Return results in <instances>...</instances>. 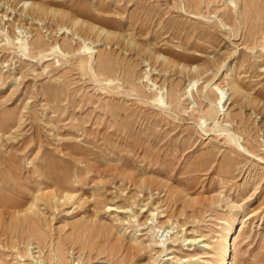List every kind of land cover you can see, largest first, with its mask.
I'll list each match as a JSON object with an SVG mask.
<instances>
[{"label": "rangeland", "instance_id": "obj_1", "mask_svg": "<svg viewBox=\"0 0 264 264\" xmlns=\"http://www.w3.org/2000/svg\"><path fill=\"white\" fill-rule=\"evenodd\" d=\"M10 1L0 264H264V0Z\"/></svg>", "mask_w": 264, "mask_h": 264}, {"label": "bare ground", "instance_id": "obj_2", "mask_svg": "<svg viewBox=\"0 0 264 264\" xmlns=\"http://www.w3.org/2000/svg\"><path fill=\"white\" fill-rule=\"evenodd\" d=\"M9 1V0H8ZM12 1V0H11ZM10 1V2H11ZM21 1V0H20ZM22 1H27V0H22ZM14 3V2H13ZM48 9H47V6H45L44 4H32V6L30 7V9H28V11H31L32 12V14H33V16H36V15H40L41 13H46V12H48L47 11ZM58 12H60V11H58ZM58 12H57V14H58ZM28 13H30V12H28ZM47 14V13H46ZM31 15V14H30ZM44 15V14H43ZM67 15V14H66ZM42 16V14L40 15V17ZM2 19H3V16L1 17ZM68 18V17H67ZM66 18V19H67ZM70 20V19H69ZM72 21V20H71ZM74 23L75 24H77L78 23V20H75L74 19ZM84 25V24H83ZM81 26V25H80ZM81 28V27H80ZM83 29L85 28V25H84V27H82ZM86 28H88L89 30H91V31H95V29H96V27H93V26H87L86 25ZM81 30V29H80ZM100 30L101 29H97V32L99 33L100 32ZM110 35V34H109ZM112 35V34H111ZM115 35H117V34H115ZM111 37H113V35L111 36ZM111 37H109V38H111ZM117 37H119V36H117ZM36 38V37H35ZM108 38V39H109ZM116 38V37H115ZM110 40V39H109ZM116 40V39H115ZM118 40V39H117ZM116 40V41H117ZM119 42V41H118ZM34 46H36V47H42L44 44H45V41L43 40V37H41V35L40 36H37V38L34 40ZM119 45H120V43H118ZM85 45V44H84ZM21 48H22V46H21ZM33 48H35V47H33ZM24 49H25V47H24ZM103 53V52H102ZM110 53V52H109ZM105 55H108V54H105ZM104 55V56H105ZM111 55H112V53H111ZM114 55H112V57H113ZM103 57V56H102ZM111 57V59H113ZM109 59V58H108ZM102 60H103V58H102ZM103 61H106V60H103ZM114 61V60H113ZM103 63V62H102ZM101 63V64H102ZM114 63V62H113ZM169 63V62H168ZM103 64H105V63H103ZM102 64V65H103ZM173 64V63H172ZM172 64L170 65V66H172ZM175 65V64H174ZM113 66V65H112ZM115 66V65H114ZM190 67H191V65H189ZM122 68V67H121ZM191 71V74H192V70H190ZM190 75V74H189ZM193 75V74H192ZM194 78H195V75H194ZM236 92V91H235ZM237 92H238V95L240 96V92H241V90L240 89H238L237 90ZM243 97V96H242ZM162 98V97H161ZM240 98V97H239ZM239 100V99H238ZM163 103H164V101H162ZM162 103V104H163ZM239 103V102H238ZM236 117H238V116H236ZM242 121H244V120H242ZM241 122V121H240ZM243 123V122H242ZM244 125V124H243ZM242 125V126H243ZM82 160V159H81ZM89 162V161H88ZM86 164V163H85ZM119 168V167H118ZM92 170V169H91ZM116 170H118V169H116ZM119 170H120V168H119ZM118 170V171H119ZM118 173V172H117ZM118 174H120V175H123L122 174V172H120V173H118ZM126 176H127V178H128V176L129 175H127V174H125ZM126 176H125V178H126ZM132 177V176H131ZM126 178V179H127ZM138 179V178H137ZM140 181V180H139ZM141 181H142V179H141ZM143 183V182H142ZM145 183H146V181H145ZM156 183V182H155ZM100 188V187H99ZM73 194V193H72ZM42 195V194H41ZM70 195V194H69ZM75 195V194H74ZM38 196V195H37ZM67 196V195H66ZM76 196V195H75ZM74 196V197H75ZM35 197H36V195H35ZM73 196H67L66 198H72ZM73 197V198H74ZM36 198H38V197H36ZM40 198V197H39ZM60 198V197H59ZM63 198V197H62ZM65 198V197H64ZM37 200V199H36ZM36 200H35V202H36ZM40 200H41V198H40ZM49 200V199H48ZM65 200V199H64ZM72 200V199H71ZM67 201V200H66ZM68 201H70V199H68ZM67 201V202H68ZM35 202H33V203H31V205L28 207V209H26V208H24V209H26V210H24V211H26L25 212V214H23V215H25V218L26 217H30V218H28V220H31V216H28V213H35V207H36V205H35ZM38 202V201H37ZM97 202V201H96ZM20 206V205H19ZM18 207V206H17ZM22 207V206H21ZM20 208V207H19ZM157 208V207H156ZM158 209V208H157ZM23 210V209H22ZM17 212V211H16ZM23 212V211H22ZM20 213V212H19ZM26 214H27V216H26ZM20 215V214H19ZM19 215L17 216L18 218H19ZM32 215V214H31ZM25 218H23L22 220H25ZM19 220V219H18ZM22 220L20 221V222H22ZM32 220H33V217H32ZM25 222V221H24ZM37 223V222H36ZM35 226V225H34ZM40 227V226H39ZM32 230V229H31ZM35 230L36 229H34V232H35ZM230 230V229H229ZM38 231V230H37ZM36 231V232H37ZM236 233L237 232H235V231H233V232H231V234L230 235H226L224 238H223V242H222V244H221V248H220V251H219V260H220V264H232V262H231V252H232V250H231V242H232V240H234L235 241V239H236ZM187 240V239H186ZM190 242H192V241H190ZM134 247V246H133ZM124 259V258H123ZM122 262H123V260H122Z\"/></svg>", "mask_w": 264, "mask_h": 264}]
</instances>
